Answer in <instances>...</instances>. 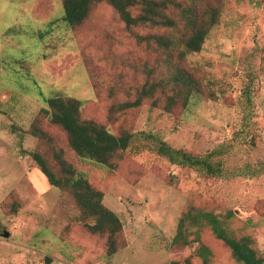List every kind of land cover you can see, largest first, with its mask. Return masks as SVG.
Here are the masks:
<instances>
[{
    "label": "rangeland",
    "instance_id": "1",
    "mask_svg": "<svg viewBox=\"0 0 264 264\" xmlns=\"http://www.w3.org/2000/svg\"><path fill=\"white\" fill-rule=\"evenodd\" d=\"M206 8L218 11L216 24L198 52L181 56L179 41L161 51L138 44L132 30L150 28H126L106 2L71 26L62 0H0V264H204L202 245L207 264H239L208 227L187 226V233L198 230L196 241H172L191 207L219 215L264 258V0H204L199 10ZM148 67L158 78L185 70L197 90L171 111L145 101L112 115V104L135 95ZM58 95L81 100V119L114 134L153 137H134L113 166L80 158L44 111V99ZM37 126L46 137L30 133ZM153 138L209 155L220 172L170 162ZM53 148L121 221L112 255L106 236L87 230L93 219L81 215L70 191L50 185L30 156L41 153L57 172Z\"/></svg>",
    "mask_w": 264,
    "mask_h": 264
},
{
    "label": "trees",
    "instance_id": "2",
    "mask_svg": "<svg viewBox=\"0 0 264 264\" xmlns=\"http://www.w3.org/2000/svg\"><path fill=\"white\" fill-rule=\"evenodd\" d=\"M203 1L62 0V19L71 26L78 25L88 16L93 5L106 2L116 11L126 28H150L147 33L132 30L138 44L161 51L175 47L179 41L182 45L180 54L184 56L201 49L210 29L217 22L219 14L216 9L199 10V5ZM180 33H182L181 36L184 34V38L176 40L175 37ZM145 72V80L134 96L112 104V115L138 108L145 101L150 102L152 107H161L165 111H171L178 102L181 107H184L197 90L191 75L178 67H175L170 75L161 78H158L157 70L151 67L146 68ZM243 96L244 104L248 105L252 100L251 93L244 90ZM44 100L48 106L44 111L47 113L49 122L59 126L66 133L69 146L80 158L113 166V159L132 143L134 137L137 135L153 137V134L146 132L132 133L126 130L114 134L93 119H81L82 101L75 97L58 95L47 97ZM30 133L40 138L47 136L38 126L32 127ZM153 139L157 153L172 163L195 167L207 175L220 172L219 165L212 162L209 155H194L183 149L173 148L160 138ZM51 155L58 163L59 171L57 172L51 168L41 153L35 151L30 153L48 183L69 190L81 215L84 218L93 219V223L85 224L87 230L93 234L105 235L107 254L112 255L116 252V235L121 229L118 216L104 206L102 192L93 188L86 176L63 157L62 150L53 148ZM14 206L15 211L17 205ZM232 215L233 212L229 211L226 218ZM187 226L208 227L217 239L229 247L232 257L239 264H264V258L259 256L251 246L250 238L248 236L236 237L230 233L225 220L213 212L189 208L178 220L177 230L172 239L174 243L188 244L198 240V230L187 233L185 231ZM191 234L194 236L189 238ZM197 253L202 257L203 263L207 264L209 249L202 245Z\"/></svg>",
    "mask_w": 264,
    "mask_h": 264
},
{
    "label": "water",
    "instance_id": "3",
    "mask_svg": "<svg viewBox=\"0 0 264 264\" xmlns=\"http://www.w3.org/2000/svg\"><path fill=\"white\" fill-rule=\"evenodd\" d=\"M4 235H5V236H8V232L5 231V232H4ZM44 260H45V261H44L45 264H48V262H49L48 258H45Z\"/></svg>",
    "mask_w": 264,
    "mask_h": 264
}]
</instances>
